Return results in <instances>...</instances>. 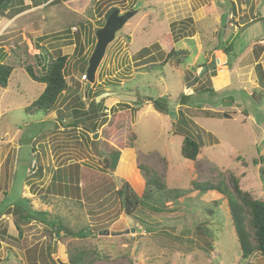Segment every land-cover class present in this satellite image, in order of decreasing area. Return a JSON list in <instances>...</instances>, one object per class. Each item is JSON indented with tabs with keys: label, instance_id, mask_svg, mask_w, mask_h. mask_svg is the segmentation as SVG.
Listing matches in <instances>:
<instances>
[{
	"label": "rangeland",
	"instance_id": "1",
	"mask_svg": "<svg viewBox=\"0 0 264 264\" xmlns=\"http://www.w3.org/2000/svg\"><path fill=\"white\" fill-rule=\"evenodd\" d=\"M227 1L52 0L34 16L28 34L12 42V51L7 49L4 64L14 72L8 87H0V264H30L32 256L52 264L42 223L21 222L24 233L19 237L15 224L20 220L13 211L24 198L75 232L97 226L99 233L87 239L62 234L53 248L57 264H70L69 254L77 248L92 253V264H241L227 199L194 186L215 183L217 167L227 172L233 192L231 173L244 190L264 198V81L257 67L262 66L264 75V0H230L234 10L228 9L230 3L225 7ZM112 8L121 14L138 10L109 45L91 84L84 76L97 31ZM228 46L233 51L225 53ZM173 48L190 54L180 67L166 61ZM144 49L151 55L141 58ZM50 55L70 57L69 90L61 96L59 110L47 117L30 109L45 86L33 81L22 65L42 74ZM191 87L192 97L181 104L179 95ZM79 101L85 111L91 101L106 102L107 118L130 113L109 142L125 147L115 171L106 168L93 147L102 128L92 132L89 123L74 115ZM156 101L169 114L158 112ZM73 123L80 125L68 126ZM187 136L204 142L196 161L182 156ZM125 151L129 153L121 161ZM74 164L78 166L70 167ZM139 164L157 172L168 189L191 192L163 211L152 205L141 207L134 217L127 215L116 191L127 182L143 196L146 178ZM41 168L43 175H34ZM67 186L80 191L82 205L77 196L62 195ZM210 209L215 216L206 215ZM250 262L264 264V258L256 255Z\"/></svg>",
	"mask_w": 264,
	"mask_h": 264
},
{
	"label": "trees",
	"instance_id": "2",
	"mask_svg": "<svg viewBox=\"0 0 264 264\" xmlns=\"http://www.w3.org/2000/svg\"><path fill=\"white\" fill-rule=\"evenodd\" d=\"M16 1L17 0H0V16L4 15L5 11L9 9ZM228 3L231 4V7L229 8L227 6ZM225 7L230 10L235 9L234 3L230 0L227 1ZM115 10L119 9L112 8L111 10H109L106 13L105 19L107 20ZM260 20L264 21V19L262 18H260ZM104 25L105 24H102V27ZM175 27L176 24H174L173 29H175ZM171 36L172 34L170 33L169 37ZM185 37L186 40L193 41L189 39V36ZM224 51L225 53H228L232 52L233 49L228 46L224 48ZM141 54L139 55V57L146 58L149 54L151 55V52L149 49H144ZM188 55L190 54H188V52L185 50H178L173 48L168 53L166 61H171L175 66L180 67L186 62ZM69 61L70 57L67 55H60L57 58H54L52 55H50V60L44 67L42 74H39V72L36 73L34 67L31 65H22L33 81L45 86L43 94L31 105V110L37 113H41L47 117L59 110L58 102L61 96H63V94H65L69 90V84L67 82L66 76ZM215 65L216 63L213 62V68H215ZM257 67L259 69V73L261 74L260 78L263 83L264 75L262 72V66L259 64L257 65ZM13 72V66L0 63L1 88L6 89L8 87ZM192 89L193 87H191L187 92L179 95L181 104L186 105L189 102L192 94H189L188 92ZM203 91L205 90H202L201 92ZM208 92L210 91L208 90ZM90 94L91 93L88 91V99H90ZM79 104L81 108L79 110L75 109L73 111L74 115L76 117H82L85 124L89 123L92 127V132L96 133L97 130L102 128L99 136L97 134V139L93 141V147L98 156L104 160L106 168L111 171H115L121 157V151L124 150L125 147L123 144L119 145L120 148L113 147L109 142L113 138V136L121 130V128L130 118V113L128 111L114 112L112 116L107 118L104 112L107 110L106 107H108L109 104H107L106 102L102 101L101 103L97 104L95 101H91L90 106L86 111L82 110L84 108V104L80 101ZM155 107L158 112L162 114H169V110L166 108V106L161 104L159 101H156ZM224 117L227 119L231 118L226 114H224ZM101 119L104 120L99 124ZM61 120L65 121V117H61L60 121ZM79 125V123H73L69 124L68 126L76 128ZM132 136L135 137L134 134H132ZM203 146L204 142L202 140H196L193 137L187 136L182 144V156L186 160L196 161L201 154ZM129 151L124 152L121 161H125ZM75 166H78V164H74V166L72 165L70 167ZM139 169L144 173V176L146 178V191L144 192L142 197H140L127 182H124V184H122L116 191V195L120 201L121 208L126 212L127 215L134 217L135 213L143 206L146 208H151L152 205H154L153 207H157V209L163 211L166 209L168 203L178 202L180 198L186 196L188 192H191L190 189V191L168 189L165 182L153 169L148 168L142 164H139ZM214 172L216 173V182H207L203 184L194 183L196 190H200L204 193L214 191L223 195L227 199L232 216L233 227L235 229L239 247L242 253L241 264H251L250 260L256 255H260L264 258V198H257L253 193L244 190L240 183V180L233 173H231L230 178L235 189V192H233L229 184L227 183V172H223L217 167L215 168ZM261 172L262 180L264 183V169H262ZM38 173L42 176L43 169H37L34 172V175H37ZM68 188L73 187L67 186V188L65 187L64 189H62V192L65 191V193L61 192L62 195L70 197L77 196L79 199V204L82 205L80 198L82 194L80 193V191L78 193L74 189L69 190ZM217 205L218 203H216L215 206ZM14 207L15 209L13 212H15L20 220L15 224L20 238H22L24 233L22 226L20 225L21 222L30 224L36 221L43 224V233L45 235L46 244L48 246L47 254L50 257V260H52V264H57L53 259L55 255L53 248L56 246L57 240H60V238H62V234H64L67 238L71 237L75 239H87L93 236V234L95 235V232L99 233V230H97V226H86L83 227L79 232H75L71 227H69V225L65 224V222L60 221L57 216L56 218L51 219L50 213L33 209L31 201L27 198H24L23 202L16 204ZM206 215L208 217L215 216V210H208L206 212ZM35 247H33L32 249H34ZM32 252H35V250H33ZM29 260L30 264H46L44 262L41 263L39 261H36V256L30 257ZM95 261V257H93L92 253H88L86 250H82L79 248H77L74 253L69 254L70 264H92Z\"/></svg>",
	"mask_w": 264,
	"mask_h": 264
},
{
	"label": "crops",
	"instance_id": "3",
	"mask_svg": "<svg viewBox=\"0 0 264 264\" xmlns=\"http://www.w3.org/2000/svg\"><path fill=\"white\" fill-rule=\"evenodd\" d=\"M50 1L39 4H33L31 1H18V3L16 1L5 11L4 15L0 16V63L4 64V61L10 56L7 49L12 51L14 44H12V42L17 41L20 35L25 37L28 34L29 27L33 26L34 16L43 11ZM260 18L264 19V14H261ZM42 19L45 20L44 17ZM243 26L244 25H241L240 28H243ZM237 31H239L238 28ZM45 37L46 36H44V38ZM24 41L26 40L24 39ZM260 44L264 45V40L261 41ZM36 51L38 52L39 50ZM262 58H264V53L262 54ZM262 63L264 64V61ZM2 204V197L0 195V208ZM4 215L5 214H3L2 217H4ZM3 242L4 241L1 240L0 253L3 252Z\"/></svg>",
	"mask_w": 264,
	"mask_h": 264
},
{
	"label": "water",
	"instance_id": "4",
	"mask_svg": "<svg viewBox=\"0 0 264 264\" xmlns=\"http://www.w3.org/2000/svg\"><path fill=\"white\" fill-rule=\"evenodd\" d=\"M228 5L230 6V4ZM137 10L138 8L124 14H121L119 10L113 11L106 20L105 25L97 31V45L90 58L87 71L88 81L91 84L95 83L97 71L105 58L109 45L116 39L117 33L135 16ZM133 232H135V230ZM2 261L3 260L0 259V263ZM58 263L60 264L61 261L58 260Z\"/></svg>",
	"mask_w": 264,
	"mask_h": 264
},
{
	"label": "built area",
	"instance_id": "5",
	"mask_svg": "<svg viewBox=\"0 0 264 264\" xmlns=\"http://www.w3.org/2000/svg\"><path fill=\"white\" fill-rule=\"evenodd\" d=\"M84 79H85L86 81H88V77H87V75H86V76H84Z\"/></svg>",
	"mask_w": 264,
	"mask_h": 264
}]
</instances>
